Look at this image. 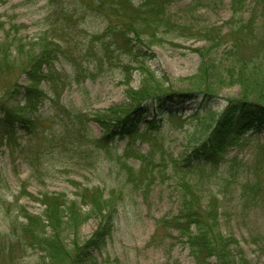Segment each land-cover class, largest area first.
I'll return each mask as SVG.
<instances>
[{"label":"trees","instance_id":"trees-1","mask_svg":"<svg viewBox=\"0 0 264 264\" xmlns=\"http://www.w3.org/2000/svg\"><path fill=\"white\" fill-rule=\"evenodd\" d=\"M175 1L144 0L135 5L132 0H45V30L31 43L20 37L19 28L11 26L6 30L7 23L0 22V80L6 78L3 86L8 87L0 88V157L7 146L11 155L21 156L37 179L49 178L41 160L53 153L68 161L77 158L76 163L84 169L108 161L123 168L127 177L137 179L128 162L135 158L149 165L148 156L141 153L137 143L140 138L147 139L146 132L142 137L140 124L152 103L176 104L190 96L196 101L202 98V108L218 98L215 88L239 86L244 94L241 100H230L219 114L211 108L203 111V117H210L206 118L204 136L191 155L198 163H187L183 170L195 178L185 176L179 182L178 213L169 221H161L159 229L169 231L170 237V232H176L174 245L185 246L194 264H252L238 240L223 234L221 218L226 196L234 195L247 203L257 200L256 196L264 191L260 179L264 170L259 168L264 160V146L256 157L257 165L245 166L254 178L243 179L236 170L245 165L241 152L264 129V0H233L229 6L232 17L219 27L208 19L200 22L194 15L190 18L186 11L177 17L171 10ZM193 4L195 11L203 7L209 13L225 7L222 0H193ZM90 19L100 20V27L90 30ZM104 27L102 34L91 36L90 40L84 36L96 34ZM181 38L204 43L192 50L200 58V65L189 80L193 90L188 94L171 92L164 80L156 79L145 59L146 50L161 48L168 39ZM89 42H95L93 49L84 50ZM89 56L91 59H87ZM56 62L70 66L77 83L88 78L90 66L100 74H118L122 77L120 85L125 88V102L97 112L92 119L80 108L61 107L52 114L57 126L41 130L40 110L49 100L42 84ZM136 73L141 75L138 88L133 86ZM9 78L11 82L15 80L11 83ZM170 116V120L176 119L173 113ZM91 122L103 128L102 136L93 135ZM155 125L150 122L143 130L158 131ZM250 132L248 140L245 135ZM20 134L25 136V144L21 143ZM118 140L126 142L120 155L116 149ZM233 150L236 152L231 157ZM3 172L0 166L1 199L7 191ZM230 183V192L224 193ZM27 191L24 182L22 193L30 195ZM115 195L107 196L100 187L82 188L77 194L79 200L70 201L46 192L41 200L45 207L42 214L34 216L20 207L13 212L14 217H7L8 225L27 235V248L39 250L50 260L48 264H101L86 250L102 252L107 246L117 212ZM92 217L100 221L98 230L79 248L72 239Z\"/></svg>","mask_w":264,"mask_h":264},{"label":"rangeland","instance_id":"rangeland-1","mask_svg":"<svg viewBox=\"0 0 264 264\" xmlns=\"http://www.w3.org/2000/svg\"><path fill=\"white\" fill-rule=\"evenodd\" d=\"M132 1L135 5H140L144 0ZM222 1L225 7L218 12L209 13L203 7L195 11L193 0H176L171 10L177 17L183 16L186 11L190 18L194 15V18L196 17L200 22L208 19L211 24L219 27L229 22L232 17L229 6L233 0ZM46 7L45 0H0V22L7 23L6 30H10L11 26L19 28L20 37L26 42H35L45 30L46 25L43 19H45ZM89 22L90 30L100 27V20L90 19ZM105 27L96 34L86 33L84 36L90 40L91 36L102 34ZM88 40L83 44H87ZM168 40L170 41L164 43L161 48L154 47L146 50L145 59L153 74L156 75L157 78H155L164 80L165 86L171 92L188 94L193 90L189 80L197 73L200 65V58L192 50L202 47L204 43L196 40L187 41L185 38ZM172 42H174L173 45ZM93 45L89 42L88 46L83 48L87 50L89 47L92 50ZM87 59H91V56ZM105 61L108 62V59ZM134 64L137 63L134 62ZM93 69V66L87 68L88 78L77 83L70 66L55 63V69L42 84L49 100L40 110L43 116L41 130L48 131L51 127L57 126V121L52 114L61 107L80 108L92 119L97 112L125 102V88L120 85L122 77L112 72L100 74L98 70ZM14 80L13 78L12 82ZM9 81L11 82V78ZM22 82L23 79L19 83ZM140 82L141 75L136 73L133 80L134 88H138ZM6 84V78L0 80L1 89L7 90L8 87H4ZM215 89L218 98L210 104L202 105V108L200 107L202 98H197L200 100L196 101L190 96L185 98L186 101L176 104L152 103L149 106V114L140 124L142 137L146 132L147 139L140 138L137 143L141 153L148 156L149 165H144L142 161L135 158H131L128 162L137 174L138 180L127 177L123 168L108 161L97 164L95 168L84 169L81 164L76 163L79 161L77 158L74 161H68L67 158L60 156L59 159L54 156L56 153L41 160L44 170L50 173L49 178L42 176L43 179H37L32 176L33 172L18 153L11 155L7 146L3 147L0 166L4 170L7 191L5 198H0V264H48L50 262L39 250L32 249L30 246L27 248L29 243L27 235H24L20 229L13 231L14 229L8 225L7 217H14L12 215L14 211L24 207L29 214L36 216L42 214L45 209L41 200L46 192L52 196L62 195L70 201H78L77 194L80 189L94 187L104 189L107 196L116 194L114 200L117 212L113 220V232L107 239V246L102 252L86 250L93 258H97L101 264H170L174 262L194 264L185 246L174 245V237L177 233L170 232L172 237L167 236L169 231L159 229V225L161 221H169L178 213L181 196L178 189L182 178L185 176L190 180L195 178L192 177L193 173L183 172V170L187 163L191 165L198 163V160L191 155L198 146L197 142L202 140L203 125L206 118L210 117V115L203 117V111L211 108L219 114L230 100H241L244 97L243 89L239 86ZM171 113L175 120H170ZM153 121L156 122L158 131L148 133L143 130ZM90 127L95 137L103 135L104 130L97 122H91ZM251 135L252 132L245 135V138L249 140ZM20 136L23 137L21 143L25 144V136L23 134ZM125 144L126 142L121 140L116 142L118 155L123 153ZM262 146H264V129L260 134H255L249 145L241 152L240 159L245 165L235 168L241 178H254V174L247 172L245 166L257 165L256 157L262 150ZM231 152L232 157L236 151ZM260 166V171H263L264 160ZM175 167L181 170L178 171ZM217 176V174L214 175L215 178ZM260 179L264 183V173ZM24 182H27V193L30 195L22 193ZM232 186L231 183L228 184L224 193H229V187ZM259 195L256 196L257 200L250 199L247 203L246 199L239 200L234 195L226 196L221 218L223 234L232 235L238 240L252 264H264V191ZM99 223L97 218L92 217L81 227L78 236L72 239L79 248L84 247L94 236Z\"/></svg>","mask_w":264,"mask_h":264}]
</instances>
